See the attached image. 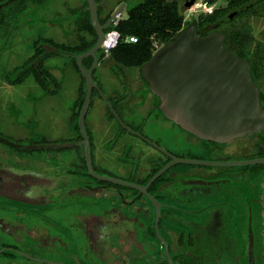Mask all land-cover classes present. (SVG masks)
<instances>
[{"label":"flooded vegetation","instance_id":"af4514ba","mask_svg":"<svg viewBox=\"0 0 264 264\" xmlns=\"http://www.w3.org/2000/svg\"><path fill=\"white\" fill-rule=\"evenodd\" d=\"M7 1L0 0V57L4 58L0 59V91L30 83L46 96L57 95V82L50 73L56 65L46 63V59L58 53H49L39 60L41 74L31 64L43 55L42 45L61 50L92 41L87 26L88 1L57 2L61 9L49 14L44 11L48 0ZM94 1L100 25L123 3ZM206 1L177 0L183 15L182 30L194 26L199 36L224 34V46L248 61L250 77L264 109V0H217L208 14L202 8ZM198 3L201 4L195 11ZM188 12L197 15L185 22ZM215 12L226 13L225 20L207 30L202 18ZM47 15L51 18L45 19ZM61 51L71 58L73 66L74 55L78 54ZM96 58L92 78L98 88L103 93L106 85L117 87L118 91L128 88L129 96L141 99L142 104L132 106L127 96L119 94L112 108L133 133L107 114L109 123L117 129L111 139L105 136L106 123L93 116L90 125L85 116L92 172L86 164L77 122L71 123L74 135L45 141L34 133L37 130L31 120L17 122L1 115L5 111L15 117L10 108L21 106L0 103V107H5L0 108V264H264V165L178 163L151 182L172 163L170 156L218 164L264 158V132L234 139L229 144L199 139L164 117L159 99L140 80L139 72L138 83L128 74L122 75L120 67L102 56L101 47ZM86 59H90L87 69L83 66ZM86 59L82 66L88 71L93 59ZM93 92L101 99L96 90ZM143 107L149 109L147 113ZM24 139L31 141L22 144ZM33 144H72L56 151L74 152L69 158L57 153L45 158L46 163L53 162L56 167L47 168L41 158L30 153L39 150L24 152L25 155L24 149L15 146Z\"/></svg>","mask_w":264,"mask_h":264},{"label":"water","instance_id":"95a60500","mask_svg":"<svg viewBox=\"0 0 264 264\" xmlns=\"http://www.w3.org/2000/svg\"><path fill=\"white\" fill-rule=\"evenodd\" d=\"M12 1H7L8 3ZM90 23L96 34V42L88 51L74 55L76 66L84 78L85 96L77 117V125L83 138L85 159L92 172L88 137L84 122L90 106L92 91L96 90L104 105L116 122L126 128L116 115L104 93L94 83L92 72L96 66V52L101 47L104 32L125 8L120 5L104 25H100L94 0H87ZM217 0H207L205 7ZM1 7V6H0ZM231 19V16L229 17ZM224 34L214 32L199 36L194 26H188L163 46L139 70V78L150 93L159 99V109L164 117L179 129L199 139L220 144H229L234 139L264 132V109L260 105L259 91L250 77L247 60L233 54L224 46ZM43 55L32 64L36 70L38 62L49 53H62L48 44L40 46ZM93 59L91 69L86 71L82 61ZM29 66L21 71L24 73ZM40 72V71H39ZM41 74V72H40ZM44 78V76H43ZM127 131L133 133L130 129ZM8 143L7 140H4ZM14 145V144H13ZM17 148L31 150H58L72 144L15 145ZM264 148V145L262 146ZM172 163L162 168L151 182L174 164H197L209 166L264 165V158L243 162L218 164L205 161L180 160L170 156ZM262 229L264 238V173L261 181ZM157 229V227H156ZM251 262L253 260V234L250 231Z\"/></svg>","mask_w":264,"mask_h":264},{"label":"rangeland","instance_id":"374dc122","mask_svg":"<svg viewBox=\"0 0 264 264\" xmlns=\"http://www.w3.org/2000/svg\"><path fill=\"white\" fill-rule=\"evenodd\" d=\"M61 1L63 0H48V5L46 9H44V11H46L49 14L50 12H53L56 9H61V7L57 6L56 4L57 2H61ZM142 1L144 0H123V3H121L120 5H124L125 9L122 11V13L117 18V20L125 19L127 15V9L132 8L137 3L142 2ZM200 4L201 3H198L197 6L194 8L195 11H198ZM194 13L195 12L185 13L184 15L185 22L190 21L191 20L190 17ZM205 13L208 14L207 12ZM194 15L196 16L197 14H194ZM44 18L45 19L51 18V15H47ZM53 18L55 17L53 16ZM26 47H28L26 51L27 53H29L30 47H31V42H29V40L27 42ZM51 55H52L51 58L46 59V63L51 62L57 66L56 79L60 84V89H58L57 95L46 96L43 94L41 89L36 88L33 85H30V83H24L23 85L16 84L14 87L10 86L9 91L7 92H4V90L0 91V103L13 102V104H17L21 106V107H11L10 108L12 114H14L15 117H13L12 115L11 117L8 116V113H6L5 111L1 113V115L3 116L5 115L6 118L7 117L8 119L10 118V120L16 119L15 121L17 122L18 121L21 122L23 120H26V121L31 120L32 121L31 125L33 126L34 129L37 130L34 133H38L40 138L45 141H49L52 138L58 139L62 135V133L64 132L63 128L68 122L70 107L72 106V101L70 97L68 96V92L70 90V86L73 83V79L68 71L69 67L67 65V60H66L67 54L59 53V54H51ZM0 59L4 60V58L2 57H0ZM107 59H110V56ZM120 69L122 70L121 72L122 75L126 73L128 74V78L130 76L131 78H133V80H136V82L138 83V69H129V70H123L122 68ZM11 70L9 71L10 76L13 74ZM1 78H2V75L0 74V83L1 81H3V79ZM81 81H82V78H81ZM9 92L10 94H8ZM99 100L101 99L96 94H94L91 97L90 106H89V109L86 115L87 119H90V117L93 116L95 104H98ZM101 105L104 106V104L102 103ZM0 108L1 110H4L5 107H0ZM22 141H23L22 144H29L28 142L31 141V139H29L28 141L24 139ZM22 151H23L22 152L23 154H25L24 152H29L25 150H22ZM72 152H74V149H66V150H61L59 152L56 150H50V152L39 150V151H31L30 153L33 154L32 157L41 158L45 167L56 168L55 163L53 162L46 163L45 158L49 159L51 157H55L56 153L58 155L62 154L63 157L65 158H69L72 156Z\"/></svg>","mask_w":264,"mask_h":264},{"label":"trees","instance_id":"16d2710c","mask_svg":"<svg viewBox=\"0 0 264 264\" xmlns=\"http://www.w3.org/2000/svg\"><path fill=\"white\" fill-rule=\"evenodd\" d=\"M215 13L216 14L208 15L207 17H201L202 23H204V26L207 27V30L208 28L210 31L213 30L215 28L213 25L216 22H224L225 20L226 13ZM87 26L89 27V31L93 36L91 42L84 46L60 49L78 55L91 49L95 44V33L88 21V17ZM182 26L183 15L179 9L177 0H145L142 3L132 7L128 11L127 17L125 19L117 20L116 26L111 24V26L106 29V31L115 29L120 35V41L116 48L111 51L110 59L114 62V64L122 69H138L139 72V70L153 57L157 51L174 40L180 31H182ZM205 35H207V33H204L203 36ZM127 37H134L137 39V42L134 44L126 43L125 39ZM155 42L158 45V49L154 48ZM226 49L232 52L231 48L226 47ZM39 53L40 51L38 50V54ZM72 62L74 68H76L74 58ZM83 66L85 69L89 68L90 59L84 60ZM38 81L43 84V79L41 76H38ZM84 86L80 91L79 99L76 103V112L74 115L75 122H77L78 113L85 96ZM92 94H95V92ZM109 102L111 103L112 107H115V104L112 101ZM106 111L108 116L113 119V116L107 107Z\"/></svg>","mask_w":264,"mask_h":264},{"label":"crops","instance_id":"0c3cea01","mask_svg":"<svg viewBox=\"0 0 264 264\" xmlns=\"http://www.w3.org/2000/svg\"><path fill=\"white\" fill-rule=\"evenodd\" d=\"M66 60H67V65H68V71L73 79V83L72 85L70 86V90L68 92V96L70 97L71 101H72V105H76V103L78 102V99H79V95H80V87H81V79L80 77L77 75V72L75 71V69L73 68V66L71 65V58L66 56ZM110 65L111 66H114L113 63H111L110 61ZM57 66L56 68L52 69L50 71L51 75L54 77V79L56 80L57 82V88L60 89V84L59 82L57 81L56 79V76H57ZM62 87V85H61ZM119 89H117V87H112L111 85H106V88H105V96L106 98L109 100V101H112L113 103H116L118 102V96L119 94L121 95H125L127 96V99H129V102L132 106H138L139 104H142V100L141 99H132L129 94V89H122L121 91H118ZM101 100H99V103L98 104H95V107H94V113H93V116H97L100 118L101 121H103L104 123L107 124L108 126V129L106 130V133H105V136L108 138V139H111V138H114L116 135H117V129H116V126L114 125V123L108 121V117H107V112H106V107L105 106H102V104H104L102 101L100 102ZM135 108V107H134ZM143 110L145 113L148 112V108L147 107H143ZM75 112H76V107H70V113H69V117H68V122L67 124L64 126L63 130L64 132L62 133L61 136H71V135H74L72 130H71V123L72 121H74V115H75ZM92 116V117H93ZM92 117L89 119L88 123L91 125V122H92ZM60 136V137H61ZM55 139H51V141H53Z\"/></svg>","mask_w":264,"mask_h":264},{"label":"built area","instance_id":"2783aa9c","mask_svg":"<svg viewBox=\"0 0 264 264\" xmlns=\"http://www.w3.org/2000/svg\"><path fill=\"white\" fill-rule=\"evenodd\" d=\"M205 12L210 13L212 10V7H205V5H202ZM113 26L117 25V21L112 23ZM120 41V35L115 29H111L109 31L104 32V38L101 44V53L104 58H108L110 56V53L113 49L116 48ZM126 43L134 44L137 42V39L134 37H127L125 39ZM154 48L158 49V45L154 44Z\"/></svg>","mask_w":264,"mask_h":264}]
</instances>
